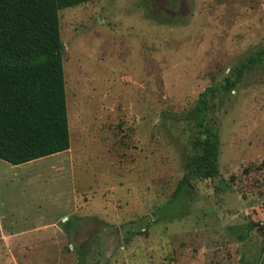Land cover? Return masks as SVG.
I'll return each mask as SVG.
<instances>
[{"label":"rangeland","instance_id":"1","mask_svg":"<svg viewBox=\"0 0 264 264\" xmlns=\"http://www.w3.org/2000/svg\"><path fill=\"white\" fill-rule=\"evenodd\" d=\"M59 16L71 146L0 159V264H264V57L223 88L264 48V0H92ZM213 88L221 173L195 177L173 217L201 135L185 116Z\"/></svg>","mask_w":264,"mask_h":264},{"label":"trees","instance_id":"2","mask_svg":"<svg viewBox=\"0 0 264 264\" xmlns=\"http://www.w3.org/2000/svg\"><path fill=\"white\" fill-rule=\"evenodd\" d=\"M89 1L0 0V159L20 165L70 148L59 11ZM263 57L264 48L241 64L237 78L228 79L223 88L235 86L244 72ZM215 90L205 91L185 116L195 122L201 135L168 202L169 214L192 197L195 177L217 178L221 173L220 136L205 120L209 91Z\"/></svg>","mask_w":264,"mask_h":264},{"label":"crops","instance_id":"3","mask_svg":"<svg viewBox=\"0 0 264 264\" xmlns=\"http://www.w3.org/2000/svg\"><path fill=\"white\" fill-rule=\"evenodd\" d=\"M35 161V160H33ZM31 163L30 162H27V163H23V164H20V165H27ZM20 167V166H19ZM44 200H47V199H44ZM29 202H27L26 204L24 203V209H30L32 211H38V212H41L40 214H42L44 211H46V209L44 208V206H46V203H41L40 201L38 202H35V201H32V200H28ZM12 205V204H11ZM10 210H17V211H22V206L20 207H17L16 205L15 206H11L9 208Z\"/></svg>","mask_w":264,"mask_h":264},{"label":"water","instance_id":"4","mask_svg":"<svg viewBox=\"0 0 264 264\" xmlns=\"http://www.w3.org/2000/svg\"><path fill=\"white\" fill-rule=\"evenodd\" d=\"M65 48V46L62 44L61 45V50H63ZM260 243H262V239H260Z\"/></svg>","mask_w":264,"mask_h":264}]
</instances>
